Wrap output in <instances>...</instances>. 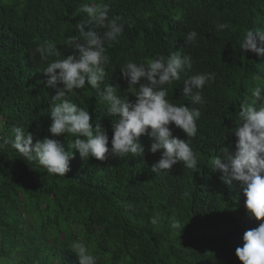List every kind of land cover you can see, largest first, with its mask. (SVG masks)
<instances>
[{"label": "trees", "instance_id": "obj_1", "mask_svg": "<svg viewBox=\"0 0 264 264\" xmlns=\"http://www.w3.org/2000/svg\"><path fill=\"white\" fill-rule=\"evenodd\" d=\"M83 3L108 4L109 17L135 22L125 24L118 42L106 44L110 63L100 91L105 84L119 85L120 95L134 102L120 71L123 63L172 52L192 57L193 68L169 88V99L201 111L197 135L190 138L196 169L178 162L170 171L152 172L162 150L151 153L147 135L140 137L141 156L84 160L72 149L66 176L49 174L3 144L15 126L30 132L33 143L49 137L65 150L75 139L50 133L51 97L63 85L47 87L46 64L30 52L38 43H52L62 55L72 54L64 42L88 19L79 10ZM219 23L229 27L217 30ZM250 28L264 30V0H0V260L79 264L69 248L82 241L97 264H243L235 250L264 218L249 214L241 183H224L211 161L223 145L235 148L238 138L230 131L240 105L254 87L264 86V56L239 48ZM190 31L198 34L194 44L184 39ZM198 72L215 73L202 90L203 106L182 94L183 79ZM67 98L87 107L93 127L107 129L111 147L112 117L98 91L86 84ZM169 127L188 139L174 123ZM157 214L159 223L152 225ZM174 215L185 223L181 232L170 228Z\"/></svg>", "mask_w": 264, "mask_h": 264}, {"label": "clouds", "instance_id": "obj_2", "mask_svg": "<svg viewBox=\"0 0 264 264\" xmlns=\"http://www.w3.org/2000/svg\"><path fill=\"white\" fill-rule=\"evenodd\" d=\"M79 10L88 17L87 21L75 25L78 35L68 36L65 45L72 54L62 55L52 43H38L30 52L39 56L46 66L43 72L48 76L47 87H55L60 82L63 87L51 97L49 131L53 136L71 134L75 139L68 141V150L58 139L44 137L33 143V135L22 126L12 129L13 135L3 140L11 144L20 157L27 162H37L49 174L66 176L70 160L74 158L72 149L87 160L90 156L105 161L112 157L124 158L129 154L143 155L145 149L140 142L142 135L152 138L149 151L155 154L162 150L161 158L151 166L158 174L170 171L173 165L183 162L184 168H197L198 153L194 151L190 138L197 135V121L201 117L199 108H190L184 103H174L169 99V88L181 81L182 75L193 68L190 55L172 52L167 57L157 55L144 61L127 60L120 67L122 77L127 80V93L135 96V101L120 95L119 85L105 84L110 63L106 44L118 42L124 33V26L134 25V21L122 16L109 17L108 4L83 3ZM87 27V31L85 30ZM229 25L219 23L217 30ZM103 30V31H101ZM196 31L187 33L186 43H195ZM243 51H251L264 56V30L248 29L239 44ZM55 56V59H49ZM215 80L214 72H198L183 79L182 94L191 97L194 104L203 106L206 101L202 90ZM89 85L98 91L100 101L105 105L106 114L112 117L111 147L107 129L96 124L93 127L87 107L79 106L68 99ZM174 123L186 133L188 139L173 135L170 124ZM238 138L235 148L231 145L219 148V155L212 158L214 170L222 173L220 179L231 184L239 181L246 196L245 206L249 214L257 220L264 218V86L251 90V99H245L238 113V123L231 128ZM3 145H0L2 147ZM159 214L151 218L152 225H158ZM185 223L175 215L170 218V228L181 232ZM244 244L235 250L243 264H264V222L247 230L242 237ZM71 249L79 264H97V257L82 241H76Z\"/></svg>", "mask_w": 264, "mask_h": 264}, {"label": "rangeland", "instance_id": "obj_3", "mask_svg": "<svg viewBox=\"0 0 264 264\" xmlns=\"http://www.w3.org/2000/svg\"><path fill=\"white\" fill-rule=\"evenodd\" d=\"M15 260H16V258H15ZM13 261L14 260H11V258L9 257V258H6L5 260H0V264H13Z\"/></svg>", "mask_w": 264, "mask_h": 264}, {"label": "bare ground", "instance_id": "obj_4", "mask_svg": "<svg viewBox=\"0 0 264 264\" xmlns=\"http://www.w3.org/2000/svg\"><path fill=\"white\" fill-rule=\"evenodd\" d=\"M233 140H234V139H233ZM236 141H237V140H234L235 144H236Z\"/></svg>", "mask_w": 264, "mask_h": 264}]
</instances>
